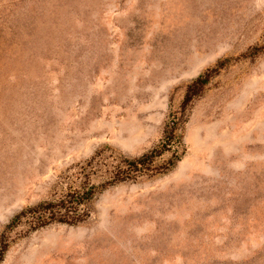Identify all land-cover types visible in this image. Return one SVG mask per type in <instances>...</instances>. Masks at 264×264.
I'll list each match as a JSON object with an SVG mask.
<instances>
[{"label":"rangeland","instance_id":"1","mask_svg":"<svg viewBox=\"0 0 264 264\" xmlns=\"http://www.w3.org/2000/svg\"><path fill=\"white\" fill-rule=\"evenodd\" d=\"M257 45L264 0H0V264H264ZM88 183L83 222L9 226Z\"/></svg>","mask_w":264,"mask_h":264},{"label":"trees","instance_id":"2","mask_svg":"<svg viewBox=\"0 0 264 264\" xmlns=\"http://www.w3.org/2000/svg\"><path fill=\"white\" fill-rule=\"evenodd\" d=\"M264 46L259 47V45L255 46L251 50V55L253 57L258 55L259 51H263ZM225 59H220L217 63V70L218 71L222 66L226 63ZM212 75V70L204 71L198 78L192 81L188 85L187 94L185 100L183 102V106H186L189 102H191L196 96L200 95L202 91L205 89V86L209 83ZM175 125L170 126L167 125L166 127V134L168 141H172L175 136ZM165 147V146H164ZM162 151L155 149L150 153H146L143 156L135 159H125L122 157L123 162L130 164V167L133 169L131 171L138 172L143 168H146L148 165L153 163L154 158L157 156L162 155ZM92 159L87 162L91 163ZM124 177V178H122ZM125 176H122L121 170H117L114 172L110 178V181L103 184V188L107 187L108 185L117 184L124 181ZM97 186L84 184L80 190H76L75 192L71 193L68 196H65L61 200L57 201H45L36 206L30 207L24 210L22 213L18 214L11 222L9 226H13L20 220L23 216L27 214H32L33 217L36 219L38 226H45L49 223L53 222H60V223H67V224H79L85 220V213L82 212L80 209L81 205L87 204L88 202L92 201L97 193ZM2 250L0 253V259L3 258L4 251L7 248L6 246H1Z\"/></svg>","mask_w":264,"mask_h":264}]
</instances>
